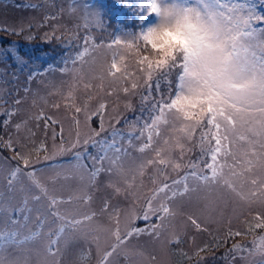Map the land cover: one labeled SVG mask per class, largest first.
Returning a JSON list of instances; mask_svg holds the SVG:
<instances>
[{"label": "snow or ice", "instance_id": "obj_1", "mask_svg": "<svg viewBox=\"0 0 264 264\" xmlns=\"http://www.w3.org/2000/svg\"><path fill=\"white\" fill-rule=\"evenodd\" d=\"M44 4L56 7L54 0L23 7ZM116 7L133 15V26L106 24L100 9L79 0L46 14L37 27L52 31L42 39L66 48L55 66L41 69L17 47L0 48L14 85L17 73L29 85L50 72L67 77L66 92L49 81V95L61 96L71 117L66 135L43 108L20 116L30 87L23 96L0 88L2 124L15 128V139L0 136L11 152L0 162V264H170L176 254L202 264V253L249 234L251 247L233 243L225 259L264 264V0H120ZM65 14L74 31L57 35L59 25L49 22ZM24 31L22 21L0 28ZM8 75L0 72V84ZM121 103L137 114L127 119ZM110 105L116 115L106 126ZM233 217L243 230L231 227ZM225 218L223 240L214 236L192 256L176 248L189 228L194 244L196 233ZM145 237L158 248L148 252L139 243Z\"/></svg>", "mask_w": 264, "mask_h": 264}, {"label": "rangeland", "instance_id": "obj_2", "mask_svg": "<svg viewBox=\"0 0 264 264\" xmlns=\"http://www.w3.org/2000/svg\"><path fill=\"white\" fill-rule=\"evenodd\" d=\"M43 0H0V28L8 27L11 28H19L20 22L22 21L25 27V31L22 35H10L4 32H0V48L15 46L17 47L21 54H28L32 59L30 63L33 61L35 65H39L41 69L46 67L47 65L51 64L55 66L60 58L62 53L66 50L65 46L60 42H53V43H46L42 37L45 32H51L52 28L50 26H46L44 28H39L37 25L43 20V17L48 14L52 13L55 14L60 6H64L67 8V5L71 2V0H54L56 7H50L47 4H44L40 10H33V9H26L23 7L25 3H38L42 4ZM79 2H88L95 6V8L100 9L104 13V21L106 24L112 25L118 21H124V24L127 26L134 25V17L130 12L126 10H120L116 7L120 3V0H79ZM259 4V0H256ZM19 5V7H18ZM259 11V10H258ZM31 23L33 28L31 31L28 30L27 25ZM76 23L75 19H69V17L65 14L63 18L58 19L56 21H50L49 25H59L56 30V34L60 35L64 33L67 36L70 32L74 31L73 25ZM67 26V28H65ZM114 27V26H113ZM112 28H109L111 31ZM82 34V33H81ZM29 35H34L36 38L34 40H28L26 37ZM97 36H100L101 33L97 32ZM106 35V34H104ZM74 46V45H73ZM71 50V49H67ZM11 62H9L10 64ZM7 71L9 75L6 79L9 81L7 84H0V88H4L6 90H12L14 87L19 88L20 92L19 95L23 96V88L30 87L31 92L28 94L26 102L22 105V111L20 116H26L29 113L34 114L40 108H43L46 113L49 115L54 116L57 119H60L65 126V134L67 135V129L71 123L70 112L66 111L64 108L65 101L59 95H49L53 89L51 85L48 84L51 81L55 84L58 88H61L62 91L66 92V86L61 84L62 80H67V77H62L60 73L57 72H50L47 74L46 77L43 79L45 83L40 82V78L32 81L31 84L25 83L26 73H17L19 79L15 83L12 82L11 72L13 68L8 67L3 63H0V72ZM15 95V93H14ZM78 98L82 100L84 96V91L81 88L80 91L77 92ZM7 98V97H6ZM35 99L36 107H32V101ZM53 103H60L61 107L57 111L53 109L51 105ZM134 105L138 106V100H133ZM119 112L123 114L127 119H132L137 113L126 112L123 108V103H121V107ZM116 113L111 112V105L109 107V114L105 116L106 126L109 120V116H115ZM5 117L0 114V136H3L7 139L8 135H12L15 139V128L10 124L5 130L2 121ZM20 117L14 118V122H18ZM82 119V117H81ZM94 127L98 126V121L93 124ZM123 126V120L121 121V125H117V127ZM42 127V126H41ZM44 139L42 131H38L36 142L39 144V141ZM47 145L49 148V154L52 151V140H51V130H49V138L47 139ZM11 156V152L8 151L6 148L0 147V162H2L3 157ZM43 153L41 154V158ZM66 159V158H65ZM40 165H37L39 168ZM98 209L99 201L97 200L96 204L94 205ZM230 211L228 215H230ZM143 226V225H141ZM227 219L221 223H210L208 224L209 232L208 233H196L195 243L191 242V236L193 235V231L189 228L188 235L184 237V242L180 245H177V249H182L183 251L187 252L190 256L193 255L196 247L203 246L205 243L209 245H213L215 241L213 237H219L223 240L226 229H227ZM233 229L239 228L240 230L244 229V225L240 223L235 217L232 218V225ZM211 233V235L209 234ZM253 239V235L249 234L245 237H237L234 240H229L227 244H223L219 248L212 247L210 248L209 252L202 253L201 255L205 257L202 261V264H232L230 259H225V254L231 248L233 243H241L245 244L248 247H251V241ZM148 252H151L154 247L158 248V244L150 241L147 237L143 238L140 242ZM170 260V264H196L198 257H194L191 261L182 258L179 254L172 255L168 258ZM235 264H251V258L249 260H241L236 259Z\"/></svg>", "mask_w": 264, "mask_h": 264}, {"label": "trees", "instance_id": "obj_3", "mask_svg": "<svg viewBox=\"0 0 264 264\" xmlns=\"http://www.w3.org/2000/svg\"><path fill=\"white\" fill-rule=\"evenodd\" d=\"M258 10L260 11V12H264V7H258ZM124 23V21H122V20H118V21H116L114 24H113V26H115L117 23Z\"/></svg>", "mask_w": 264, "mask_h": 264}]
</instances>
